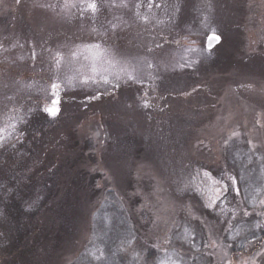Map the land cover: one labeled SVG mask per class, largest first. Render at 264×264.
Here are the masks:
<instances>
[{
    "label": "rangeland",
    "instance_id": "obj_1",
    "mask_svg": "<svg viewBox=\"0 0 264 264\" xmlns=\"http://www.w3.org/2000/svg\"><path fill=\"white\" fill-rule=\"evenodd\" d=\"M68 2L0 0V264H264V0Z\"/></svg>",
    "mask_w": 264,
    "mask_h": 264
},
{
    "label": "snow or ice",
    "instance_id": "obj_2",
    "mask_svg": "<svg viewBox=\"0 0 264 264\" xmlns=\"http://www.w3.org/2000/svg\"><path fill=\"white\" fill-rule=\"evenodd\" d=\"M81 3H82L86 8L90 9L91 11H93V12L96 11L97 5H96V3H95V0H90V2H87V3H85V0H81ZM76 6H77V5H76L75 3H69L68 0H65V4H64L63 7H64V9L67 10V9H69V8L76 7ZM212 39H214V40H218L219 37L216 36L215 34H213ZM91 47H93V48H97V49L100 48L99 45H92ZM57 62L59 63V61H57ZM93 71H95V69H93ZM129 77H130L131 79H135V77L131 76L130 74H129ZM58 88H59V85H58V84H53V85H52V89L54 90V91H53V95L56 97V99L53 100V102H52V106H51V107H47V108H45V111L48 112V113H50L52 116H56V115L58 114V112H59V94H58V92L56 91ZM234 135H235V133H234Z\"/></svg>",
    "mask_w": 264,
    "mask_h": 264
},
{
    "label": "water",
    "instance_id": "obj_3",
    "mask_svg": "<svg viewBox=\"0 0 264 264\" xmlns=\"http://www.w3.org/2000/svg\"><path fill=\"white\" fill-rule=\"evenodd\" d=\"M213 34L215 33L210 34L207 38L206 46L208 49H214L222 41V37L219 34H215L216 36L219 37L218 40L212 39ZM0 262H1V257H0Z\"/></svg>",
    "mask_w": 264,
    "mask_h": 264
},
{
    "label": "trees",
    "instance_id": "obj_4",
    "mask_svg": "<svg viewBox=\"0 0 264 264\" xmlns=\"http://www.w3.org/2000/svg\"><path fill=\"white\" fill-rule=\"evenodd\" d=\"M11 211H13V212L17 213V212H16L17 210H16L15 208H14L13 210H11Z\"/></svg>",
    "mask_w": 264,
    "mask_h": 264
},
{
    "label": "flooded vegetation",
    "instance_id": "obj_5",
    "mask_svg": "<svg viewBox=\"0 0 264 264\" xmlns=\"http://www.w3.org/2000/svg\"><path fill=\"white\" fill-rule=\"evenodd\" d=\"M60 97V96H59Z\"/></svg>",
    "mask_w": 264,
    "mask_h": 264
}]
</instances>
